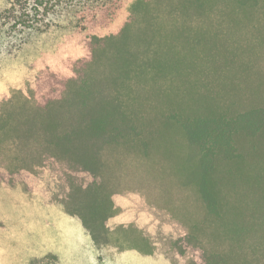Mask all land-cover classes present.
<instances>
[{"label":"trees","instance_id":"1","mask_svg":"<svg viewBox=\"0 0 264 264\" xmlns=\"http://www.w3.org/2000/svg\"><path fill=\"white\" fill-rule=\"evenodd\" d=\"M121 2L33 0L32 14L45 17L46 23L19 22L9 28L20 27V35H29L71 24L110 21ZM21 4L22 0H12L9 10L14 12L13 7ZM198 5L200 0H134L123 29L91 37L87 72L77 64L61 89L51 90L44 104L19 108L12 182L6 172L1 181L22 185L27 193L37 195L43 206L61 205L100 247L109 242L111 204L118 196L112 184L113 172L133 161L143 167L151 156L157 167L171 156L168 162L179 185L188 187L200 205V216L192 229L171 240L176 264H224L223 255L208 250L211 244L207 243L217 240L212 220L230 232L225 235L227 241L238 238L239 248H264V242H253L248 236L251 229L264 227V166L254 176V185L261 193L259 222L238 209L237 229L232 231L231 221L222 222L225 211L220 204L225 182L237 187L246 176L250 178L251 171L244 170L246 154L242 151L247 140L242 139L255 133V121L264 108L238 111L235 91L225 104L214 106L211 98L181 107L165 104L157 89L163 74L186 68L194 58L191 56L213 36L195 24L160 28L154 22L157 18L171 20L188 7L202 14ZM215 46L209 44L202 52L210 53ZM102 53L108 61L100 59ZM159 141L162 146L157 145ZM249 146L252 148V143ZM183 256L185 263L179 262Z\"/></svg>","mask_w":264,"mask_h":264},{"label":"rangeland","instance_id":"2","mask_svg":"<svg viewBox=\"0 0 264 264\" xmlns=\"http://www.w3.org/2000/svg\"><path fill=\"white\" fill-rule=\"evenodd\" d=\"M133 1L122 0L110 21L20 35V27L13 30L9 26L19 22L40 26L46 23L45 17L32 14L33 0H22L20 8L13 7L14 12L9 10L12 0H0V178L6 172L12 182L19 108L44 104L51 90L61 89L77 64L87 72L90 38L123 29ZM200 4L202 14L188 7L171 20L163 17L154 22L160 28L195 24L213 36L191 56L194 58L186 68L161 76L157 83L161 101L186 107L213 98L216 106L225 104L235 91L238 111L264 108V0H200ZM140 15L146 17V13ZM209 44L216 45L214 50L202 52ZM105 57L102 53L100 59L108 61ZM255 123V133L244 134L242 139L247 140L242 151L246 154L244 170L251 171L250 178L246 176L237 187L228 182L222 186V222L231 221L232 231L237 229L238 209L259 222L261 193L254 185V176L264 166V113ZM157 145L162 146L161 141ZM152 158L143 167L133 161L113 172L112 184L118 196L111 204L109 242L100 247L61 205L43 206L39 197L27 193L22 185L0 179V264H176L171 240L192 229L199 219L200 205L188 187L179 185L168 162L171 156L157 167ZM211 223L217 240L207 243L211 244L208 250L223 255L224 264H264V248H239L237 237L227 241L225 235L230 232L217 220ZM248 236L253 242H264V227L251 229ZM179 262L185 263L186 257Z\"/></svg>","mask_w":264,"mask_h":264},{"label":"crops","instance_id":"3","mask_svg":"<svg viewBox=\"0 0 264 264\" xmlns=\"http://www.w3.org/2000/svg\"><path fill=\"white\" fill-rule=\"evenodd\" d=\"M65 215V214H64Z\"/></svg>","mask_w":264,"mask_h":264}]
</instances>
